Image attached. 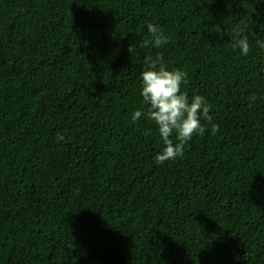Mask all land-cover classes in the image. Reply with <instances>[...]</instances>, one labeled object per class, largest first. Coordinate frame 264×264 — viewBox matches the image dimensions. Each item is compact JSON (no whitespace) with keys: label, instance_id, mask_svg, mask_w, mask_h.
<instances>
[{"label":"trees","instance_id":"obj_1","mask_svg":"<svg viewBox=\"0 0 264 264\" xmlns=\"http://www.w3.org/2000/svg\"><path fill=\"white\" fill-rule=\"evenodd\" d=\"M149 23L166 44L141 47ZM257 41L264 0H0V264H264ZM158 54L219 125L163 165L140 94Z\"/></svg>","mask_w":264,"mask_h":264},{"label":"clouds","instance_id":"obj_2","mask_svg":"<svg viewBox=\"0 0 264 264\" xmlns=\"http://www.w3.org/2000/svg\"><path fill=\"white\" fill-rule=\"evenodd\" d=\"M151 40L144 41L141 47L151 43L159 48L168 42V37L163 30L149 23L147 25ZM221 33V29H216ZM261 49H264V41H257ZM233 49L239 48L243 55L250 52L249 42L246 37L235 33L232 36ZM131 51V46L129 48ZM146 68L141 72L140 94L143 102L148 105L146 116L154 121L158 127L163 149L156 153L154 161L157 165H163L166 161L174 160L184 153V147L196 134L203 136L210 127L212 135L219 131V125L209 115L211 105L200 94H194L191 98L181 91L182 84H187V73L180 69L169 70L161 55L144 57ZM142 114L141 110H135L132 120L137 121ZM205 121L206 123H202ZM175 133L178 142L175 144L170 139ZM65 140L63 133H57V142Z\"/></svg>","mask_w":264,"mask_h":264}]
</instances>
